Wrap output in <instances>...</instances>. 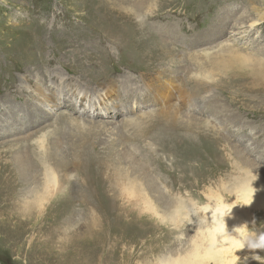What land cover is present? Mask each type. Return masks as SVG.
Returning <instances> with one entry per match:
<instances>
[{
  "label": "rangeland",
  "instance_id": "374dc122",
  "mask_svg": "<svg viewBox=\"0 0 264 264\" xmlns=\"http://www.w3.org/2000/svg\"><path fill=\"white\" fill-rule=\"evenodd\" d=\"M245 14L264 0H0V264L178 263L193 202L264 184V19L259 46L226 44Z\"/></svg>",
  "mask_w": 264,
  "mask_h": 264
},
{
  "label": "bare ground",
  "instance_id": "6f19581e",
  "mask_svg": "<svg viewBox=\"0 0 264 264\" xmlns=\"http://www.w3.org/2000/svg\"><path fill=\"white\" fill-rule=\"evenodd\" d=\"M106 16H108V15H106ZM253 18H254V16H253ZM263 19L260 18L259 20H254V19L250 18L249 16H247V14H245L244 17L242 19L240 18L238 20V22L236 23V25H235L234 28H235V31L236 32L231 33V36L230 37H227L226 44H228L229 46H231V45L232 46L233 45L236 46V44H238L239 41H241V44H245L248 47H251L252 45L259 46L260 44H262V42L264 40L262 41V38H260L261 37L259 35L260 31L258 29H261V27H262L261 26V22L263 21ZM136 33H137V36H139V39H142V37H143V41H147L148 39H152L151 32L147 28H145V27H143V30L137 28L136 29ZM254 33L258 37H254L256 39L255 40L254 39L252 40L250 37ZM162 42L166 43V41H164V39H162V41H159V42L154 43V46L157 45V44H162ZM157 46H158V49L160 50V53H159L160 54V57H163V59H167V56H170L169 53L172 52V51L171 52L168 51V49H169L170 46L167 47V45H164L162 49H161L160 45H157ZM150 48L152 49V47H150ZM156 51H157V49H156ZM229 53L231 54L230 51H229ZM153 56L155 58H158V57H156L157 55H154L153 54ZM242 57H243V55H242ZM151 60L153 61V59H150V61ZM223 60H224V58H223ZM157 61H162V60L157 59ZM225 61H227V60H225ZM221 74H223V72ZM225 75H230V74L227 72V73H225ZM125 110H126V108H125ZM43 142H44L43 138H40V139L37 140V143L40 145L41 148H43L42 147L43 146ZM257 172H259V170H257ZM257 174H259V173H257ZM263 176H264V174H263ZM45 177H46V181L47 182H52V181L55 180L53 178L52 173H51V169L48 168L47 166H46V169H45ZM251 179L252 178L247 179L246 181H244L245 179H242L241 180V178L235 179L233 181V189L231 190V191H234L233 194H232L233 199L231 200V203L230 202L227 203L225 201H223V202L225 204H233L235 202L238 194L242 196L248 190L249 181ZM32 184L34 185V187L29 188V190L26 192L23 200L24 201H27L29 203L36 202L38 204H41L42 202H44V200L46 199L47 195H49L48 194V191L45 188L40 187L39 185L36 186V183L35 182H32ZM138 184L139 183L133 184L132 186L138 185ZM148 186H152V188L149 190L147 188ZM253 186L256 187V188H258V189H262V190L257 192V194L255 196V200H254L253 204L250 207H243V208H241V207L237 206V207H234L232 209L233 217L231 219L226 218L229 231H231V228L234 225H239V224L243 223L244 221H251L252 218L257 215V212L258 211H264V184L261 181V179H257L254 182V185ZM137 188H141V190L138 193L132 192L133 194H129L128 192H126V195L128 197H135V198H136V195H138L141 198H143L144 200L150 202L151 201L150 198L152 197V192L154 193V191L156 189L155 185L152 184V183L150 184L149 182H146V183L139 184L137 186ZM157 190H158V187H157ZM157 190H156V192H157ZM231 191H229V192H231ZM160 193H161V195H164V194H162V192H160ZM211 204H212L213 207H215L216 201L215 200L212 201ZM171 205H173V204L171 203ZM186 205H185L184 200H182L180 203L178 202L175 206H173V208H175L176 211H179L181 213L184 210H188L187 209L188 208L187 207L188 205L187 206ZM173 211H174V209H173ZM190 213H192V212L190 211ZM177 215H179V214H177ZM205 219L189 222V228L190 229L191 228H194V235L191 236L189 238V240L183 244V246H182L179 254L177 255L178 257L175 258L178 263H173L174 262V260H173L174 258L173 259L162 258V260H160V263L161 264H201L200 262L202 260L210 259V261H212V262H214L216 264H226V261L227 260H230L231 257H232V255H235V256H238L239 257L241 250L234 251L231 254H225L224 252H221L220 251V248L226 247V245L217 244L215 247L211 245V243L207 239V233L204 231L207 227H210L211 226V220L208 219L207 223H205L204 222ZM231 234L232 235H236L234 232H232ZM241 254H243V253H241ZM220 255L223 258H220L219 257ZM165 256L167 257V255H165ZM219 258L221 260L220 262L218 260Z\"/></svg>",
  "mask_w": 264,
  "mask_h": 264
},
{
  "label": "clouds",
  "instance_id": "9594fccd",
  "mask_svg": "<svg viewBox=\"0 0 264 264\" xmlns=\"http://www.w3.org/2000/svg\"><path fill=\"white\" fill-rule=\"evenodd\" d=\"M258 179V175H253L252 179L249 181L248 190L241 196L237 195V198L233 204H225L223 198L220 196L210 197V200H215V207L211 203L200 205L198 202H193L194 212H202L205 215V223L208 219L211 220V226L207 227L204 231L207 233V239L212 246L217 244L226 245V247L220 248L221 252L225 254H231L234 251H239L247 248L251 251L264 250V231L257 232L249 227L250 224L255 223V217L251 221H244L239 225H234L231 231L228 229L227 220L233 217L232 209L234 207H250L258 191L254 187V182ZM234 232L236 235H232ZM259 260L258 255L253 257ZM239 259L238 256L232 255L230 260L226 261V264H236Z\"/></svg>",
  "mask_w": 264,
  "mask_h": 264
}]
</instances>
